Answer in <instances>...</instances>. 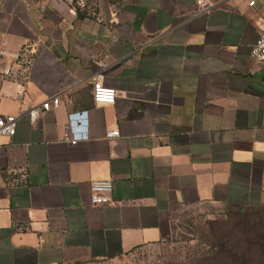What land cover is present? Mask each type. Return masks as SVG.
<instances>
[{
    "label": "crops",
    "instance_id": "0c3cea01",
    "mask_svg": "<svg viewBox=\"0 0 264 264\" xmlns=\"http://www.w3.org/2000/svg\"><path fill=\"white\" fill-rule=\"evenodd\" d=\"M209 1L0 0V50L20 55L0 57V114L19 117L0 135V264L118 259L186 211L264 207V0ZM95 73L114 105L94 106ZM105 179L112 201L92 206Z\"/></svg>",
    "mask_w": 264,
    "mask_h": 264
},
{
    "label": "rangeland",
    "instance_id": "374dc122",
    "mask_svg": "<svg viewBox=\"0 0 264 264\" xmlns=\"http://www.w3.org/2000/svg\"><path fill=\"white\" fill-rule=\"evenodd\" d=\"M255 236L264 256V207L217 208L186 211L169 236L153 245L136 248L118 259L88 260L72 264H190L221 247L231 249Z\"/></svg>",
    "mask_w": 264,
    "mask_h": 264
},
{
    "label": "built area",
    "instance_id": "2783aa9c",
    "mask_svg": "<svg viewBox=\"0 0 264 264\" xmlns=\"http://www.w3.org/2000/svg\"><path fill=\"white\" fill-rule=\"evenodd\" d=\"M86 0H78L79 5H83ZM257 0H249V6H254ZM194 7L198 14L208 12L213 4L209 0H195ZM0 57H8L14 60H18L19 53L9 52L6 50H0ZM251 58L255 63H264V30L260 33L257 41L252 46ZM101 69L106 67L103 62H97ZM10 68L7 69L6 73L9 74ZM118 93L113 87L104 85L100 73H95L92 80V100L94 106H107L114 105L116 103ZM61 103L59 95L50 97L44 101L41 108H33L28 111V117L32 123H34L43 111H48L51 108H57ZM88 111L74 112L68 115L69 127L71 138L75 141L83 140L88 138V132L86 130V120ZM18 116L14 115H2L0 114V135L2 136H13L16 133ZM120 131L118 129L109 130L106 132V139H117L119 138ZM90 202L92 206L100 207L111 203V194L113 191V180H93L90 181Z\"/></svg>",
    "mask_w": 264,
    "mask_h": 264
},
{
    "label": "trees",
    "instance_id": "16d2710c",
    "mask_svg": "<svg viewBox=\"0 0 264 264\" xmlns=\"http://www.w3.org/2000/svg\"><path fill=\"white\" fill-rule=\"evenodd\" d=\"M257 239L255 236L244 238L234 248L221 247L220 250L204 255L190 264H264V256L258 249L260 246Z\"/></svg>",
    "mask_w": 264,
    "mask_h": 264
}]
</instances>
